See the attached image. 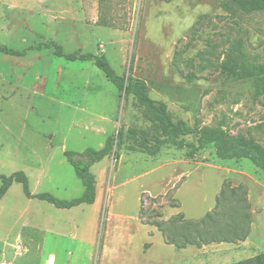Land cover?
<instances>
[{"label": "rangeland", "instance_id": "374dc122", "mask_svg": "<svg viewBox=\"0 0 264 264\" xmlns=\"http://www.w3.org/2000/svg\"><path fill=\"white\" fill-rule=\"evenodd\" d=\"M227 6L234 9L228 0H0V176L23 173L29 193L13 182L0 199V264H46L49 255L53 264H235L264 254V174L246 159L219 160L211 146L193 157L188 148L150 157L114 146L89 168L92 205L57 209L33 198L82 196L64 152L100 150L128 129L152 134L131 96L91 62L57 57V47L104 55L117 75L142 80L174 122L264 145V95L225 69L231 48L238 63L264 66V13ZM223 184L247 190L248 237L168 245L154 224L179 214L201 220Z\"/></svg>", "mask_w": 264, "mask_h": 264}, {"label": "trees", "instance_id": "16d2710c", "mask_svg": "<svg viewBox=\"0 0 264 264\" xmlns=\"http://www.w3.org/2000/svg\"><path fill=\"white\" fill-rule=\"evenodd\" d=\"M234 9L226 7L231 12L235 10L246 14L264 13V0H228ZM100 26L107 27L105 24ZM55 55L69 62H91L100 70L106 79L125 97H132L144 117L151 123V136H141L140 133L128 129L124 135L120 131L115 138L110 136L100 150L86 149L82 153L64 152L67 161L73 167L75 175L83 186L81 197L71 201H59L48 194L34 195L33 198L45 201L57 209H71L80 205H92L95 201V179L89 168L101 162L112 154L114 146L120 149L126 147L130 152H138L155 157L165 146L177 149L188 148V156L193 157L206 146L214 149L219 160H249L260 172L264 174V145L253 139L235 137L223 128H190L183 121L174 122L168 112L167 106L160 101L149 97L146 84L131 74L117 75L102 54H70L63 55L60 48H56ZM236 48H231L226 54L229 62L225 69L234 77L252 78L255 97L264 95V66L244 65L237 62L232 56ZM131 68L129 69V72ZM194 134L196 143H185L182 138ZM125 145V146H124ZM0 199L13 182L20 183L23 192L28 193L27 179L23 173H14L9 177L0 176ZM248 193L244 186H230L223 184L215 198V210L207 213L201 220H185L182 214L173 217L165 223H156L154 226L165 238L166 243L177 249L188 246L201 248L210 244L235 243L244 241L250 230L251 214ZM224 217L220 221L219 217ZM164 224V225H162ZM168 230L165 229V227ZM184 231V232H182ZM179 232V233H178ZM235 264H264V254Z\"/></svg>", "mask_w": 264, "mask_h": 264}, {"label": "built area", "instance_id": "2783aa9c", "mask_svg": "<svg viewBox=\"0 0 264 264\" xmlns=\"http://www.w3.org/2000/svg\"><path fill=\"white\" fill-rule=\"evenodd\" d=\"M53 261H54V256L53 255H50L48 257V263H46V264H53ZM2 264H6V263H2Z\"/></svg>", "mask_w": 264, "mask_h": 264}, {"label": "crops", "instance_id": "0c3cea01", "mask_svg": "<svg viewBox=\"0 0 264 264\" xmlns=\"http://www.w3.org/2000/svg\"><path fill=\"white\" fill-rule=\"evenodd\" d=\"M7 255H8V254H7ZM49 256H50V255H49ZM49 256H48V257H49ZM3 257H5V256L3 255ZM54 261H55V258H54ZM46 263H47V262H46Z\"/></svg>", "mask_w": 264, "mask_h": 264}]
</instances>
